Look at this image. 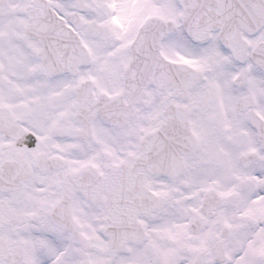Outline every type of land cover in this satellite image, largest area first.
I'll list each match as a JSON object with an SVG mask.
<instances>
[{
    "label": "flooded vegetation",
    "instance_id": "af4514ba",
    "mask_svg": "<svg viewBox=\"0 0 264 264\" xmlns=\"http://www.w3.org/2000/svg\"><path fill=\"white\" fill-rule=\"evenodd\" d=\"M37 4L51 7L72 26L69 15L82 18L77 31L88 50L86 61L58 69L65 65L64 54L45 52L44 39L28 28ZM77 5L78 0H0V201L25 220L3 225L0 236L10 247L22 245L17 264H113L116 254L105 235L107 213L101 204L74 193L70 212L80 239L54 222L66 178L133 165L144 155L142 146L150 144L148 133L160 135L171 121L183 125L188 144L175 152L174 167L158 165L178 172L154 167L144 173L143 185L160 205L133 219L144 235L126 243L124 264H264V144L255 125L257 119L264 123V71L253 57L256 48L264 56V28L243 31L248 47L239 58L219 32L195 42L178 25L176 33L182 29L187 43L174 46L171 34L162 51L169 60L199 68L202 78L189 91L171 81L149 84L141 101L132 104L124 95L128 45L123 41L121 52H112L106 24L99 38L88 35L89 23L97 19H84ZM90 11L89 3L85 12ZM96 40L103 41L99 51ZM83 93L121 97V104L99 101L114 105L121 118L114 122L92 111L81 100ZM124 107H131L125 125ZM155 145L159 142L153 140L157 153ZM27 169L18 183L4 176ZM209 190L220 203L204 212ZM102 195L106 198V191ZM22 232L37 239L22 243ZM0 264L9 262L0 257Z\"/></svg>",
    "mask_w": 264,
    "mask_h": 264
},
{
    "label": "water",
    "instance_id": "95a60500",
    "mask_svg": "<svg viewBox=\"0 0 264 264\" xmlns=\"http://www.w3.org/2000/svg\"><path fill=\"white\" fill-rule=\"evenodd\" d=\"M233 1V2H231ZM183 7L182 20L185 23L186 29L190 34L198 40H204L208 37L209 31L212 27H217L219 21L223 23L228 22L227 20H237V16H233L230 12L232 8L237 7L236 11L245 6L244 0H179ZM252 6V15L250 22H252V28L257 29L259 26L264 25V0H254ZM243 12V11H242ZM38 17L32 19V26L40 27V25L48 24L49 33L47 34L48 46H50L52 51H56V47H59V52H63L66 58L69 56H74L78 53L84 52V47L80 44L78 36L68 28L65 24L63 25L62 19L57 18L56 14L49 10H39L37 12ZM55 21L59 22V25H55ZM255 21V22H254ZM54 26L55 30L58 32H51V27ZM172 29V23L166 22L159 18H151L145 22L142 26L140 33L132 44V61L128 69V80H129V90L134 94H140V88L135 84L137 81L143 78L152 79L156 81L158 76L157 72L151 73L149 76L147 74L140 75L138 70L140 67V60H144L145 63H149L150 60H154L155 55H158L159 42L162 36L168 33ZM225 29L230 30L232 27L225 23ZM144 45L145 53L142 56V46ZM155 53V54H154ZM157 58V57H156ZM264 66V60L261 61ZM183 70L182 74H177V81L185 84H193L197 79V74L194 71H190L185 67H180ZM188 70V71H187ZM172 152H169L167 156H170ZM129 170L127 168L121 167L117 174H109V177L104 180L100 177L97 178V182L100 184H106L110 193L112 194L111 199L108 201V207L111 209L112 214V227L110 228V233L113 238V245L124 244V201H126L128 193L132 189L130 185L124 186L128 181L126 174ZM117 176V177H115ZM91 191L93 189L91 188ZM72 191L69 190L66 195L67 200L62 204V208L66 209ZM95 195V194H92ZM67 221V219H66Z\"/></svg>",
    "mask_w": 264,
    "mask_h": 264
},
{
    "label": "rangeland",
    "instance_id": "374dc122",
    "mask_svg": "<svg viewBox=\"0 0 264 264\" xmlns=\"http://www.w3.org/2000/svg\"><path fill=\"white\" fill-rule=\"evenodd\" d=\"M93 5V11L85 13V17L90 19L96 17L110 27L108 45L112 52H121V47L127 46L133 40L141 22L149 14H158L162 17L175 18L179 21L180 8L177 0H87ZM176 12V14H174ZM174 14V15H172ZM178 37L177 43L184 40L183 32L180 30L173 35ZM183 37V38H182ZM116 38V40H115ZM186 38V37H185ZM187 40V39H186ZM97 48L103 45V41L96 40ZM211 45V44H210ZM209 43L204 47L210 46ZM199 50L200 46L194 48ZM192 52V53H194ZM179 59H184L178 51L176 54ZM220 57V56H219ZM195 64H199L195 56L187 58ZM113 264H124V256L113 258Z\"/></svg>",
    "mask_w": 264,
    "mask_h": 264
}]
</instances>
